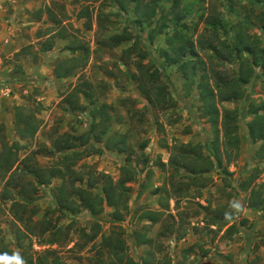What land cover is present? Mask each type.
<instances>
[{
    "label": "rangeland",
    "instance_id": "1",
    "mask_svg": "<svg viewBox=\"0 0 264 264\" xmlns=\"http://www.w3.org/2000/svg\"><path fill=\"white\" fill-rule=\"evenodd\" d=\"M146 1L158 10L143 26L134 21L133 2L128 13L122 12L119 0H13L1 5L2 15L19 23L12 22L18 28L7 34L21 49L4 61L10 71L3 82L15 84L17 94L0 98L9 112L3 115L1 110L0 136L23 147L13 178L9 180L10 173L0 176V253L19 252L26 264H122L108 244L119 246L117 239L123 237L128 253L138 262L146 257L151 264H264V206L256 210L244 202L252 187L264 198V142L251 139L257 122L251 104L264 100V0H179L184 12L177 14L179 25L188 27L187 35L197 42L199 52L187 56L195 60L197 73L189 92L177 66L164 68L160 50L175 27L170 19L164 23L159 18L175 0ZM209 16H218L216 24L228 20L226 31L216 26L221 32L215 34ZM157 25L164 31L148 38ZM239 28L252 36L245 35V40L255 53H244L247 64L242 67L248 72L239 77L242 97L218 102L237 109L238 138L228 150L220 132L216 143L222 164L216 162L210 172L194 174L172 160L173 147L191 142L201 145L205 156H214L216 132L201 114L197 84L207 73L213 86L219 79L236 77L244 59L228 60V52ZM124 30L135 37L112 40ZM48 40L52 49L45 51ZM72 40L81 47L79 54L88 53V62L67 78H55L56 64L73 56L68 49ZM140 52L146 56L140 57ZM155 68L169 85L172 100L149 101L139 86L142 79L131 77ZM36 102L43 105L40 111ZM30 104L41 124L34 135L19 137L14 108ZM259 114L264 116L262 111ZM85 133L91 137L82 157L75 160L71 151L58 150L68 136ZM65 154L78 175L59 172L46 186L40 184L36 168L67 170L61 159ZM91 172L127 180L129 210L120 220L107 205L92 216L74 193L72 182L88 188ZM250 175L255 178L246 192L241 186ZM62 184L66 186L59 194ZM92 191L101 193V183ZM234 200L243 206L239 213L230 207ZM14 201L19 205L15 211ZM150 213L155 214L151 220ZM95 221L101 227L97 235L91 228Z\"/></svg>",
    "mask_w": 264,
    "mask_h": 264
},
{
    "label": "trees",
    "instance_id": "2",
    "mask_svg": "<svg viewBox=\"0 0 264 264\" xmlns=\"http://www.w3.org/2000/svg\"><path fill=\"white\" fill-rule=\"evenodd\" d=\"M159 1L160 0H155V3ZM132 2L135 3L133 11L136 14V19L134 21L138 26H143L145 23L151 22L157 16L158 9L156 5L153 4V2L150 3L146 0H119V6L122 12L128 13L130 11L129 4ZM173 13H175L176 16H174ZM177 14H184V12L179 9V0H175L172 6L165 7L162 10L159 21L166 23V19H170V21H172L173 23V26L175 27V30H173V32L171 33H167L166 47L160 50L164 60V68L167 69L169 66H177V69L182 73V76L184 77L183 88L186 92H189L191 88L196 84L195 77L197 73L193 65L195 63V60L189 59L187 58V56L192 55L193 57H196L199 55V52L197 49V42L194 41L192 37H189L187 35V29L185 28L186 25L183 24L184 26L182 28L180 27V21ZM262 14H264V11L262 12ZM209 17L210 19H212V22L208 23V25L211 26V29H213L215 34L221 32V29L216 26L221 25V27H223L226 31L228 20H224V22L222 21V23L216 24L218 16L214 18L213 16ZM157 27L158 25L154 28H151L148 38L151 39L154 37V35H156V33L164 31L163 27L160 29H158ZM240 30L241 28H239L236 32L237 39L233 44H231V50L228 52V60H232L233 58L242 60L244 59V62H240V67L237 70L236 77L232 80L219 79L216 81L215 86H213L208 79L209 74L207 73L202 74L201 80L197 84V87L200 90L199 95L201 100V114L202 116L208 117V122L211 123L214 131L216 132V138L213 145L214 156H205L202 152L201 145L193 144L191 142L181 143L173 147V150L176 154L174 155L172 160L176 161L177 164L188 169L191 173L194 174H197L198 172H210L211 169L214 168L216 162L220 165L222 164V156L220 153L221 147L216 143L221 135L220 132H222V136L224 137L223 144H225V149L229 150V147H231L230 145L236 143L235 141L238 138V136H236V132L239 130V115L237 109L225 106L221 107L218 102H224L227 101V99L242 97L243 95L242 81H240L239 77L246 75V72H248L246 70H243L242 67V65L247 64L246 59L244 58V53L255 52L254 50H252L251 45L248 44L249 42L245 40L246 38H251L252 36ZM151 32H153L154 34H150ZM132 35L133 34H131V32H128V30H124V32L121 34H114L112 40H114L115 42L132 40L133 37H135ZM245 35H247L246 38ZM60 37L64 39L65 35L62 33ZM199 42L204 43L205 41L199 40ZM75 43L76 41L72 40V43L69 44L70 46H68V49L73 56L65 58L64 60H60L61 62L59 61L54 67L53 72L56 78H67L74 74L77 69L83 67L88 62V53L85 51L79 54L81 47L75 45ZM45 44V51L52 49V43L49 42V40L45 42ZM130 50L131 49H129V51ZM145 56L146 53L140 52V57L144 58ZM143 75H145V77ZM131 77H136L138 81L142 79L139 82V86L141 87V92L147 97L149 101H169L173 99L169 89V85L162 80L161 72L159 69L155 68L152 71H141V74H132ZM143 79H146L145 82H143ZM36 103L38 105L37 109H39L40 111L43 105L41 102ZM33 107L34 105L31 104L27 106H15L14 125L17 136H32L37 132L41 121L38 116V111ZM251 108V113H254V116L257 119L255 126L251 129V139L254 143L264 142V116L259 114V112L261 111L264 112V100L259 104H251ZM100 109L101 108L97 106L94 108V111L98 112ZM220 121L222 123V131L219 128ZM90 137L91 133H85L79 136H68L65 144L60 145L58 147V150L60 151L61 149H64L63 152L71 151L72 154L75 155L76 160L82 157L85 152H88L86 145L89 143ZM124 138H122L123 142H125ZM119 139L121 138L119 137L118 140ZM0 144V176L5 177L10 173L9 180H11V178H13L14 174L16 173L15 169L18 168L14 167L16 166V163L18 161L19 150H21L23 145L19 142L9 143L7 138L2 135L0 136ZM146 145L147 142L143 145V147H146ZM177 150H180V152H178ZM61 159L65 164L67 170H63V168H58L56 166H53L51 168H36V171H38L40 184L46 186L47 183L51 180V177L56 176V174L59 172L64 176H67L70 172L78 175V173L71 168L72 163L74 162H72L71 164L67 162L70 159V156H68V154L63 155ZM46 172H50L49 175H46ZM254 178L255 176L253 175L244 178L241 186L243 191L247 192L249 190ZM88 181V188L77 186L74 182H72V188L74 193L78 194L84 201L88 211L92 216H97L102 213L106 205L114 208L113 215L116 220H120L124 216V212H128V196L126 195V192L128 193V191H130V186L126 184L127 180L126 182L122 179H120L119 181H114L113 178L107 176L106 174L96 175L91 172ZM98 182L101 183V193L92 191L93 187H95ZM65 186L66 184H62L59 187V194ZM244 202L248 207L252 209H261L264 206V198L262 192L252 187L249 194L244 198ZM12 205L13 211H15V209L18 208L17 206H19L16 201H14ZM150 214L151 215L147 218L151 220L154 218L155 214ZM230 220L231 219H229L228 222ZM231 227L232 226H230L229 229ZM91 228L94 229V235H97L101 227L100 224L95 221L91 225ZM232 229L233 228H231V230ZM105 239H107V237H105ZM117 240L119 241V246H114V243L112 242H110L108 246L110 253L118 257L120 263L151 264V261L146 257H143L142 262L136 261L128 253V245L125 238L120 237ZM137 243H139L140 245L142 242L140 240Z\"/></svg>",
    "mask_w": 264,
    "mask_h": 264
},
{
    "label": "crops",
    "instance_id": "3",
    "mask_svg": "<svg viewBox=\"0 0 264 264\" xmlns=\"http://www.w3.org/2000/svg\"><path fill=\"white\" fill-rule=\"evenodd\" d=\"M3 12H5V11H4L3 7H1V3H0V25H3V27H5V29H6V32H5V29H3V31H0V80H1L2 85L5 82V81L3 82V80H5L4 78L7 77V76H5L6 73L8 71H10L4 65L5 59L14 56L21 49V46L19 45V43L15 42V40L13 39V36L8 37V34H7V32L11 33L10 32L11 29L16 27L15 23H12L15 20H13L11 17L6 18L5 14H4V16L2 15ZM15 22H16V24H19L18 21H15ZM9 23H12V24L10 25ZM7 27H9V30H7ZM16 28H18V26ZM54 77H55V75H54ZM5 103H7V102H1L0 101V113L2 110L3 115L9 113L5 109V107H6ZM0 121H1V119H0ZM3 121H4V119H3ZM236 264H240V262L237 261Z\"/></svg>",
    "mask_w": 264,
    "mask_h": 264
},
{
    "label": "clouds",
    "instance_id": "4",
    "mask_svg": "<svg viewBox=\"0 0 264 264\" xmlns=\"http://www.w3.org/2000/svg\"><path fill=\"white\" fill-rule=\"evenodd\" d=\"M230 207L239 213L242 211L243 206L238 200H234L231 202ZM0 264H26V261L19 252H13L11 254L3 252L0 253Z\"/></svg>",
    "mask_w": 264,
    "mask_h": 264
},
{
    "label": "built area",
    "instance_id": "5",
    "mask_svg": "<svg viewBox=\"0 0 264 264\" xmlns=\"http://www.w3.org/2000/svg\"><path fill=\"white\" fill-rule=\"evenodd\" d=\"M6 1H13V0H0L1 5L3 6V3ZM27 91V89H24V92ZM16 90H15V84H13L10 81H6L3 83V85L0 87V97L3 98H9L15 96Z\"/></svg>",
    "mask_w": 264,
    "mask_h": 264
}]
</instances>
